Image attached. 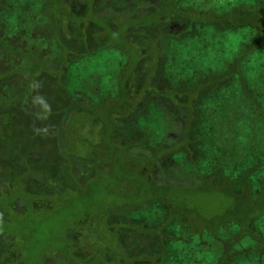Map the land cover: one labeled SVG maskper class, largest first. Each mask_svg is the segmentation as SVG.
I'll return each instance as SVG.
<instances>
[{"label": "trees", "instance_id": "16d2710c", "mask_svg": "<svg viewBox=\"0 0 264 264\" xmlns=\"http://www.w3.org/2000/svg\"><path fill=\"white\" fill-rule=\"evenodd\" d=\"M99 1H44V25L59 48L57 59L43 58L34 52L25 55L12 46L6 47L26 62L22 69L12 66L9 72L0 73V106L6 100L8 82L22 77L24 89L15 88L14 93L22 91L20 94L24 95L14 109L26 122V137L12 143L0 125V151L10 158L0 166L8 162L9 169L13 168L10 174L0 169V197H8L13 191L16 196L13 203L7 197L0 198V212L4 213L0 215V238L12 235L30 249L39 245L37 259L43 264H143L145 260H150L147 264H157L159 252L166 250L163 242L174 238L166 229L177 221L182 240L194 236L200 241L196 236L207 235L220 242V248L213 243L205 246L220 251L215 264H236L242 254L238 255L236 247L247 238L254 240L264 254V235H257L252 229V222L264 216V179L259 195L254 197L248 174L231 180L217 166L206 173L188 167L200 155L194 125L202 92L208 85L213 90L231 81L243 59H236L229 73L191 86L175 87L170 81L168 89L167 81L164 83L156 74L164 64L166 42L192 39L198 27L219 31L253 29L256 39L246 47L248 54L263 49L264 1L253 8L219 13L184 9L176 0H118L115 4ZM92 40L100 45L93 49ZM110 48L125 57L117 74L116 94L95 102L74 100L67 89L68 69L81 59ZM154 67L158 68L156 72ZM42 78H50L66 93L67 101L62 106L48 103L39 109L31 105L40 95L37 87ZM148 104L160 108L167 124H178L180 129H166L155 146L140 139L143 132L138 121L147 114ZM175 105L179 112L171 115ZM3 108L7 112L8 107L4 105L0 110ZM42 137L54 145L51 156L65 165V173L59 172V166L37 164L45 150L34 144ZM181 157L185 160L181 161ZM54 174L57 177L53 178ZM6 177L13 179L15 185L4 189ZM20 177L26 185L20 186ZM214 192L224 198L216 212L201 214L189 201L190 195ZM100 196L102 202L98 201ZM20 200L25 205L19 208ZM158 205L168 212V218L160 224L151 226L127 218L128 214ZM51 221L57 225L56 231L39 228L41 223ZM230 225L237 230L224 240H217ZM38 228L41 238L38 234L35 240ZM123 232L155 239L158 251L147 252L146 247L130 252L127 241L124 245L120 237ZM90 236L93 244L88 251L80 238L87 240ZM6 248L11 256H16L9 245ZM47 253H52L51 257ZM26 261L23 263L28 264Z\"/></svg>", "mask_w": 264, "mask_h": 264}, {"label": "rangeland", "instance_id": "374dc122", "mask_svg": "<svg viewBox=\"0 0 264 264\" xmlns=\"http://www.w3.org/2000/svg\"><path fill=\"white\" fill-rule=\"evenodd\" d=\"M44 1L0 0V6H2L0 7V73L9 72L12 66L22 69L26 62L24 58H17L6 49L9 46L20 50L25 55L34 52L43 58H58L59 48L48 36L44 25L41 11ZM117 1L100 0L99 3L108 4L111 2L115 4ZM119 1L130 2L131 0ZM263 1L176 0L177 4L184 9H192L197 12L210 10L214 13L253 8ZM195 31L192 39L182 42L170 41L165 44L164 54L166 56H162L164 64L160 66V72L158 71L156 74L162 77L164 83L167 81L168 89L170 81L175 87H182L183 85L191 86L210 77L216 78L225 75L232 70L236 59L241 60L242 58L243 60L239 63L231 81L213 90H210L208 85L202 92L201 101L197 104V120L194 125L200 155L195 164L191 165L188 162L190 165L188 167L189 169L198 168L201 173H206L217 166L231 180H238L243 174H248L253 187V196L257 197L264 179V47L248 54L246 47L256 39V31L253 29L219 31L212 27H198ZM90 44L94 49L98 44L100 45V42L92 40ZM124 63L125 57L112 48L81 59L68 69V92L72 93L74 100L80 102H95L99 98H112L117 92V74ZM153 69L155 72L158 70L157 67ZM21 78L16 77L6 85L7 96L6 100L4 99V105L8 108L7 112H5V108L0 110V125L12 143L21 142L26 137V122L22 120L21 113L14 109L15 103H20L24 95L20 94L22 91L14 93L15 88L22 87L24 89L21 86ZM39 84L40 87H37V91L40 90V95L31 102V105L41 109L46 104L62 106L67 101L66 93L50 78L40 79ZM148 105L145 110L147 114L140 117L138 121V127L143 132V137L140 139L142 138L141 141L146 145L155 146L166 129L177 132L180 129L178 124L176 126L167 124L168 121L166 122L160 108L153 104ZM177 107V105L174 106L176 112L174 111L171 115L178 114ZM181 118L180 120H182ZM89 135L93 134L89 133ZM34 145L38 149L45 150L44 157L40 159V163L39 160L37 162L39 166H49V168L59 166V172L65 173V165L62 166L57 157L51 156V153L54 152V145L50 140L42 137L36 140ZM7 148L9 152L13 149L9 146ZM9 152L6 155L9 156ZM3 155L0 151V163L9 162L10 158H5ZM46 156L48 163L45 162ZM180 160L184 161L185 158L181 157ZM8 162L4 167L0 166L1 171L4 169L6 174L13 169H9L11 166L8 165ZM9 177H6L3 183L4 189L15 185L13 179L10 180ZM55 177H57L56 174L53 175V178ZM17 180L20 182V186L27 184L21 177ZM6 197L0 198L5 199ZM13 197H16L14 191L7 198L11 199L13 203L15 201ZM223 199L216 192L189 196V201L200 209L201 214L218 211ZM103 200L101 196L98 198L99 202ZM19 203V208L25 205L23 200H20ZM3 214L0 212V215ZM123 218L125 217L123 216ZM127 218H133L135 221L153 226L164 222L168 218V212L166 208L158 205L128 214ZM56 227L57 225H54L52 221L39 225V228L44 230L55 229L56 231ZM39 228L35 230V240L40 233ZM252 229L255 234L264 235V216L252 222ZM236 230V226H228L218 235L217 240H224ZM181 231V225L177 221L166 229V232L174 238H167L163 242L166 250L159 252L161 254L160 258L156 260L157 264H215L220 251L213 246L207 248L205 246L213 243L217 248H220V242L212 240V237L206 235V237L196 236L200 241L196 240L194 236L188 237L187 241L190 243L187 244V241L180 239ZM122 234L120 237L124 245L127 241L126 244L130 252H137V249L146 247H149L146 249L147 252L156 253L158 251L159 245L155 244L153 241L155 239L152 240L140 233L130 235L123 232ZM40 235L39 238H41ZM85 237H81L80 240L86 244V250L90 251L92 250L93 237L90 236L87 240ZM7 245L13 252H16L15 257L10 255L11 253L6 248ZM39 248L40 246L36 245L30 249L18 238L4 235L3 239L0 238V264H24L23 261L26 260H29L28 264H43L41 260L37 259L40 254ZM236 250L238 255L240 252L242 253L236 259V264H264V254H261L260 247L251 238L244 240L236 247ZM46 255L51 257L52 253ZM148 261L150 260H145L142 263L147 264ZM51 263L56 264L55 261Z\"/></svg>", "mask_w": 264, "mask_h": 264}]
</instances>
